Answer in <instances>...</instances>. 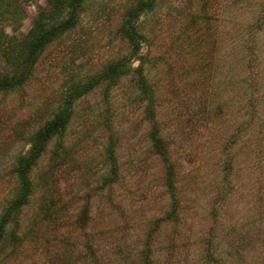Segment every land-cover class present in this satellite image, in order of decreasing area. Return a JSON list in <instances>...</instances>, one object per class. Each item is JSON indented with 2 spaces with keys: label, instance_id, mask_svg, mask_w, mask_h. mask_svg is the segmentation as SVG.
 I'll use <instances>...</instances> for the list:
<instances>
[{
  "label": "rangeland",
  "instance_id": "obj_1",
  "mask_svg": "<svg viewBox=\"0 0 264 264\" xmlns=\"http://www.w3.org/2000/svg\"><path fill=\"white\" fill-rule=\"evenodd\" d=\"M136 1L87 0L26 82L0 92L1 211L17 189L18 156L70 87L110 62L129 66L74 103L64 138L49 142L31 173L27 243L0 253V264H84L86 212L105 264H138L148 248L152 264H264V0H155L138 19L147 38L133 54L121 27ZM40 4L0 0V44L26 33ZM143 57L155 116L130 70ZM154 124L170 149L175 196L151 148Z\"/></svg>",
  "mask_w": 264,
  "mask_h": 264
},
{
  "label": "trees",
  "instance_id": "obj_2",
  "mask_svg": "<svg viewBox=\"0 0 264 264\" xmlns=\"http://www.w3.org/2000/svg\"><path fill=\"white\" fill-rule=\"evenodd\" d=\"M87 0H46V4H40L37 13L33 18L31 28L20 38L11 36L12 39L7 44H0V53L3 56V68L0 69V92H8L22 86L31 76L33 68L38 62L43 50L55 39L63 35L68 30L74 28L80 21ZM155 0H137L129 6L125 12V20L121 27V32L126 41L132 46V53L136 54L142 42L147 38L146 34L138 26V19L141 13L153 9ZM0 9V15L2 14ZM9 38V36H8ZM14 40L16 41L14 43ZM6 45V46H5ZM3 46V47H2ZM4 47H8L5 50ZM2 48V49H1ZM139 65L131 72L137 75V85L144 98L148 101L145 112L155 116L156 108L153 100L156 91L152 87L147 72L145 71V60L139 58ZM128 64L124 58L110 62L103 71V74L90 78L84 84H73L68 94L63 98L59 106L52 112L45 122L32 133L29 139V149L18 156L13 172L16 177L17 189L13 196L6 201L5 206L0 211V253H4L11 248L8 255H13L14 251H20L27 243V224L22 212L30 204L34 182L31 177L33 168L40 158L46 153L49 142L58 138L62 140L71 122L73 106L77 99L91 91L102 81L114 84L118 78L129 73ZM160 128L154 124L150 134L152 147L156 154L160 156L166 173L165 185L175 196V167L170 157V149L166 144ZM114 136H109V141L105 145V162L110 164L109 174L116 173L117 159L115 153L116 141ZM62 142L54 150L53 155L59 156ZM174 199H176L174 197ZM175 212L169 213V220L176 221L178 216ZM90 212H86V246L83 251L84 264H105L102 256L93 244L95 233L89 228L87 221ZM37 216V215H36ZM36 216L33 218L36 219ZM14 252V253H13ZM150 249H143L138 264H152L150 260Z\"/></svg>",
  "mask_w": 264,
  "mask_h": 264
}]
</instances>
